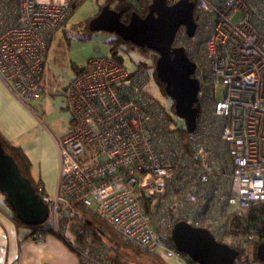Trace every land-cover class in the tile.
I'll use <instances>...</instances> for the list:
<instances>
[{"label": "built area", "instance_id": "1", "mask_svg": "<svg viewBox=\"0 0 264 264\" xmlns=\"http://www.w3.org/2000/svg\"><path fill=\"white\" fill-rule=\"evenodd\" d=\"M78 1L0 0V80L21 101L40 98L47 45ZM111 1L140 15L152 2ZM191 1L194 32L180 26L172 45L194 64L193 131L146 91L143 66L89 57L64 85L71 125L57 143V189L41 193L48 216L29 239L52 231L81 264H114L88 216L121 242L184 264L197 263L171 240L177 221L235 249L264 242L252 216L264 208V0Z\"/></svg>", "mask_w": 264, "mask_h": 264}, {"label": "water", "instance_id": "2", "mask_svg": "<svg viewBox=\"0 0 264 264\" xmlns=\"http://www.w3.org/2000/svg\"><path fill=\"white\" fill-rule=\"evenodd\" d=\"M191 36L195 29L193 2L178 0L167 4L165 0H152L145 15L131 12L126 23L120 12L103 5L88 21L91 31L114 33L137 47H146L157 54L154 72L162 83L165 94L172 99L175 114L184 120L187 131H193L196 119L197 80L192 77L194 64L182 47L172 45L180 26ZM0 192L17 217L30 226L39 225L48 216V205L25 178L7 154L0 141ZM175 248L187 254L197 264H232L239 251L217 242L204 228L177 221L171 230ZM257 256L264 261V242L257 246Z\"/></svg>", "mask_w": 264, "mask_h": 264}, {"label": "rangeland", "instance_id": "3", "mask_svg": "<svg viewBox=\"0 0 264 264\" xmlns=\"http://www.w3.org/2000/svg\"><path fill=\"white\" fill-rule=\"evenodd\" d=\"M105 0H81L74 4L65 21L55 32L47 45L46 66L43 74V92L39 99L29 102L35 117L51 133L64 134L71 125V114L64 99V85L68 78L82 68L85 61L92 56L111 55L110 49L114 33L91 31L88 21L100 11ZM113 3L109 1V7ZM98 14V13H97ZM90 18V19H89ZM89 19V20H88ZM116 53L128 70L141 64L146 69L148 80L145 89L162 108L173 114V101L170 99L155 78L154 66L148 56L137 50H122L117 47ZM220 96V92L217 93ZM251 248L247 249L250 254ZM118 264H155L148 260L135 258L127 250L118 252ZM168 264H184L180 259L168 254H160ZM118 259V258H117ZM121 259V260H120Z\"/></svg>", "mask_w": 264, "mask_h": 264}, {"label": "crops", "instance_id": "4", "mask_svg": "<svg viewBox=\"0 0 264 264\" xmlns=\"http://www.w3.org/2000/svg\"><path fill=\"white\" fill-rule=\"evenodd\" d=\"M31 105L16 97L0 80V134L21 147L29 160L32 179L53 197L59 175L57 143L66 133L47 130L35 117ZM25 233V228L16 225L0 192V264H81L78 256L55 234H48L38 243Z\"/></svg>", "mask_w": 264, "mask_h": 264}, {"label": "trees", "instance_id": "5", "mask_svg": "<svg viewBox=\"0 0 264 264\" xmlns=\"http://www.w3.org/2000/svg\"><path fill=\"white\" fill-rule=\"evenodd\" d=\"M109 1L111 0H105L101 7L105 4L109 6ZM75 4V3H74ZM73 4V6H74ZM114 10L120 12V20L124 23H126L129 19L130 13L133 12L132 6L124 3L119 2L116 3L113 7ZM99 12V10H98ZM97 12V13H98ZM96 13V14H97ZM143 16V14L141 15ZM90 19V18H89ZM88 19V20H89ZM120 47L122 50L129 51V50H137V52L142 53L145 56H148V58L151 60L152 66H154V63L157 58V54L153 52L152 50L147 49L146 47H137L134 44H132L129 41H124L119 36H115V38L112 40V46L110 49L111 55L115 57L117 60L121 61L120 56L116 53V48ZM141 66V64H138V67ZM78 71V70H77ZM76 71V72H77ZM155 74V72H154ZM156 80L158 83L162 86V83L157 79L155 75ZM174 110V108H173ZM0 141L1 145L4 149V151L9 154L13 160L15 161L19 172L27 178L32 187L35 189V191L41 195L43 192V189L40 187V184L38 182H35L31 175H30V165L29 160L27 159L26 155L22 151L21 147L19 145H16L12 143L11 141L5 139L0 134ZM252 216L255 218V225L260 231H264V208L258 209L257 211L252 212ZM12 217L14 221L16 222V225L19 227H23L26 229L25 236H29L30 231L32 230L30 225H26L22 222H20L15 214L12 211ZM84 226L92 231L95 239L102 241L106 246V259L111 261L114 264H118L119 261V255L118 252L120 249L127 250L130 252L135 258H138L140 260H148L149 262L155 263V264H168L165 262V260L161 257V255L154 253V252H148V251H141L138 248L131 247L123 242H121L116 236H114L108 228L104 225V223L96 218L93 217H87L86 221L84 223ZM50 234H54L52 231H48ZM239 254L236 258V261H239L240 263H248V262H263L259 257L257 256V246H252V251L250 254H247L245 248L237 247ZM118 258V259H117ZM121 260V259H120Z\"/></svg>", "mask_w": 264, "mask_h": 264}]
</instances>
